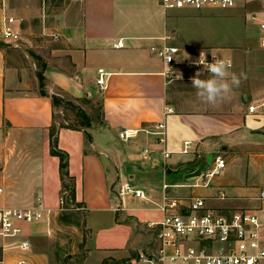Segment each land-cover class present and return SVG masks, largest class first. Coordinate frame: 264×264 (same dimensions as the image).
Here are the masks:
<instances>
[{"label":"crops","instance_id":"1","mask_svg":"<svg viewBox=\"0 0 264 264\" xmlns=\"http://www.w3.org/2000/svg\"><path fill=\"white\" fill-rule=\"evenodd\" d=\"M74 6V15L51 26L45 19L34 37L23 39L22 24L30 27L41 5L0 0V30L5 16L14 17L21 36L17 44L4 43L2 32L0 39V209H44L40 222L17 223L21 234L0 237L4 264H143L139 257L156 245L147 223L162 218L160 182L171 186V196L204 198L225 216L261 206L264 115L249 107L264 101V30L251 19L264 22V0L201 11L166 10L159 0H81ZM163 48H177L178 58L190 61L201 52L226 59L230 72L247 78L223 103H202L191 82L197 71L167 66L157 54ZM99 70L107 74L105 91L97 84ZM53 99L62 102L56 106ZM67 103L83 119L79 126L68 125L64 113L65 125L56 120L57 107L65 110ZM159 123L166 125L165 145L149 133ZM52 129L68 156L74 190L64 207L66 171L51 154ZM130 130L138 136L119 138ZM218 157L226 161L219 175L185 179L205 162L212 168ZM125 173L129 180L145 176L147 186L138 189L146 199L127 198L117 211ZM23 242L30 244L26 251L16 248Z\"/></svg>","mask_w":264,"mask_h":264},{"label":"built area","instance_id":"2","mask_svg":"<svg viewBox=\"0 0 264 264\" xmlns=\"http://www.w3.org/2000/svg\"><path fill=\"white\" fill-rule=\"evenodd\" d=\"M81 1V0H74ZM160 5L166 10H194L201 11L207 8L232 9L244 3L250 4L261 0H159ZM251 19L260 24L264 30V22H260L256 15ZM16 19L5 16L2 25V40L6 44H17L21 40L20 32L16 29ZM264 47V41L262 43ZM119 47L123 44L119 43ZM154 50V49H153ZM179 49L163 48L157 51L165 64L169 67L183 66L192 68L203 74V65L199 60L213 62L202 52L195 61L178 58ZM97 84L101 91L107 88V79L103 70H99ZM172 112V110H169ZM249 113L264 115V101L249 107ZM138 130L123 131L121 140L134 139L138 136ZM150 134L157 137V143L166 144V125L159 123ZM189 146V143L186 144ZM186 152V151H185ZM152 154L150 148L143 152L144 158L149 159ZM164 159L169 158L170 153L162 151ZM226 168V161L216 158L214 166L201 178L210 181ZM170 185H163L164 195L158 205L162 218L157 222H148L147 228L153 231L156 245L151 250L143 253L139 261L143 264H264V191L260 193L262 205L247 208L225 216L208 208L206 199L190 198L182 200L171 196L167 191ZM2 189H0V194ZM117 196L121 202L117 211L124 208L127 198L146 199L145 193L134 187L129 179H120ZM223 197V196H222ZM66 204L63 196L60 197V205ZM44 217L43 206L28 210L0 209V237L14 238L21 234L22 230L17 223L32 224L40 222ZM15 247V246H14ZM23 251L30 248L28 242L16 246ZM6 247L3 248V251ZM0 264H4L0 258ZM19 264H25L20 262Z\"/></svg>","mask_w":264,"mask_h":264},{"label":"rangeland","instance_id":"3","mask_svg":"<svg viewBox=\"0 0 264 264\" xmlns=\"http://www.w3.org/2000/svg\"><path fill=\"white\" fill-rule=\"evenodd\" d=\"M37 3L41 5L40 10V17L35 18L33 24L29 25L26 23L22 24V38H28V37H34V33H38L42 29V21L46 19L48 21L47 25L51 26L53 25V22L55 23L60 18L69 17L75 14V6L73 0H37ZM1 30H0V39H1ZM21 41V40H20ZM23 45L27 47L28 44L22 40L21 42ZM99 105V103L97 104ZM66 106V105H65ZM93 113L92 118L94 121H96V125L100 122V111L97 106L93 107ZM64 111V112H63ZM62 113H64L68 120L67 124L70 126H79L82 123V118L79 114H77V110L72 107V105H69L67 103V107L65 110H62L61 108L57 107L56 109V120L61 123V125H65L64 121L62 120ZM129 179L128 173H125ZM259 177H261L262 173L260 172ZM145 176L143 174L137 173L134 180H130L131 184L136 188H142L144 189V186H147V183L145 182ZM264 178V176H263ZM164 183H159V189L161 191L162 186ZM161 194V193H160ZM161 196V195H160ZM108 264H128L124 260H118L114 262H110Z\"/></svg>","mask_w":264,"mask_h":264},{"label":"clouds","instance_id":"4","mask_svg":"<svg viewBox=\"0 0 264 264\" xmlns=\"http://www.w3.org/2000/svg\"><path fill=\"white\" fill-rule=\"evenodd\" d=\"M202 55V52H201ZM203 65L204 71L209 75L206 79H201L203 74L198 71L192 78V87L196 90V97L202 102L212 106L230 99V94L235 88H239L242 79H246V74L230 72L231 62L213 57V62L208 63L206 60H199Z\"/></svg>","mask_w":264,"mask_h":264},{"label":"trees","instance_id":"5","mask_svg":"<svg viewBox=\"0 0 264 264\" xmlns=\"http://www.w3.org/2000/svg\"><path fill=\"white\" fill-rule=\"evenodd\" d=\"M40 79H41V87L43 88V77L40 75ZM42 94L44 95L45 93L42 92ZM54 101V105L59 106L62 102L61 99H53ZM50 144H51V154L52 156H56L60 159V168L61 170H65V174L62 176L63 179V187H64V191L62 193V196L65 199V202H71L73 201V197H74V190L71 184L68 183L67 178H68V174H67V169H68V156L63 153L62 151H60L58 149V143H57V137H56V131L55 129L51 130V138H50Z\"/></svg>","mask_w":264,"mask_h":264},{"label":"water","instance_id":"6","mask_svg":"<svg viewBox=\"0 0 264 264\" xmlns=\"http://www.w3.org/2000/svg\"><path fill=\"white\" fill-rule=\"evenodd\" d=\"M210 168V163L209 162H205L204 164H202L200 167H198L195 171L185 175V179L190 181V180H195V179H199L201 178L204 173H206ZM181 169H178L176 171H173L171 169L167 170L168 174H171L173 172H179Z\"/></svg>","mask_w":264,"mask_h":264}]
</instances>
